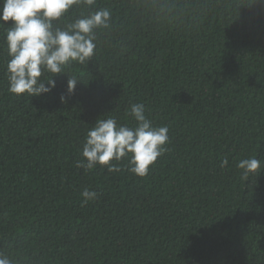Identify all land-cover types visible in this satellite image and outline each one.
<instances>
[{"label": "trees", "instance_id": "16d2710c", "mask_svg": "<svg viewBox=\"0 0 264 264\" xmlns=\"http://www.w3.org/2000/svg\"><path fill=\"white\" fill-rule=\"evenodd\" d=\"M102 9L95 55L39 97L8 91L12 21L0 25V254L11 264H264V0H96L58 24ZM134 103L168 128L147 176L127 159L119 172L76 167L98 118L136 126ZM249 158L260 168L243 179L237 164ZM85 188L98 194L87 204Z\"/></svg>", "mask_w": 264, "mask_h": 264}, {"label": "clouds", "instance_id": "9594fccd", "mask_svg": "<svg viewBox=\"0 0 264 264\" xmlns=\"http://www.w3.org/2000/svg\"><path fill=\"white\" fill-rule=\"evenodd\" d=\"M96 0H3L0 8V25L7 27L4 42L7 56L6 77L8 91L14 95L27 94L30 97L47 95L56 87L55 76L65 73L71 63L85 64L96 53V44L92 31L96 27H107L110 13L106 9L75 19L60 27L58 22L74 5H94ZM51 74V78H47ZM69 77V76H68ZM78 81L67 80L69 95L74 93ZM66 97L61 96L62 103ZM145 105H130V115L136 126L121 125L114 117L98 118L87 133L82 156L76 161V167L86 171L97 165L109 172H119V162L127 159L129 172L139 177H146L149 167L166 151L169 142L167 126L155 127L145 115ZM116 161V163H112ZM227 159L221 167L226 166ZM237 167L242 170V178L260 168V161L255 158L240 160ZM83 203L97 198V192L85 188L82 192ZM0 264L11 261L0 254Z\"/></svg>", "mask_w": 264, "mask_h": 264}]
</instances>
